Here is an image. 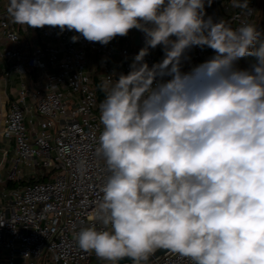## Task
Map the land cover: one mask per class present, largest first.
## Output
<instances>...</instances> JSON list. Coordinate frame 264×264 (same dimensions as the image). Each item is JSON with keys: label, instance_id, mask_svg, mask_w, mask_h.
Here are the masks:
<instances>
[{"label": "clouds", "instance_id": "obj_1", "mask_svg": "<svg viewBox=\"0 0 264 264\" xmlns=\"http://www.w3.org/2000/svg\"><path fill=\"white\" fill-rule=\"evenodd\" d=\"M205 3L213 0H9L13 23L74 31L73 43L144 34L130 72L97 84L102 228L74 238L102 261L147 264L164 249L191 264H264V44L254 48L255 23L205 19ZM230 4L251 14L249 0ZM157 46L164 58L149 67ZM193 46L215 55L182 72ZM247 56L256 63L236 69Z\"/></svg>", "mask_w": 264, "mask_h": 264}, {"label": "built area", "instance_id": "obj_2", "mask_svg": "<svg viewBox=\"0 0 264 264\" xmlns=\"http://www.w3.org/2000/svg\"><path fill=\"white\" fill-rule=\"evenodd\" d=\"M263 6L264 0H249L248 15L233 9L230 0H213L210 7L205 3V19H224L233 28L255 23L258 30ZM0 30L9 43L0 51L5 75L16 72L22 79L3 129V136L14 141V151L6 177H0V264L102 261L94 252L81 250L74 238L83 228H102L95 212L108 175L104 160L95 154L103 126L88 57L97 56L103 81L118 79L130 72L134 57L145 47L144 34L139 31L136 46L119 47L113 40L101 45L83 37L73 43L70 38L78 35L74 31L60 33L46 26L35 30L48 43H36L21 34L7 12L0 14ZM162 49L149 48L144 58L149 67L162 61ZM213 55L207 46H193L182 65L189 72L194 62L203 63ZM8 152L4 151L5 158ZM81 162L86 165L83 170ZM150 264L191 262L166 252Z\"/></svg>", "mask_w": 264, "mask_h": 264}, {"label": "crops", "instance_id": "obj_3", "mask_svg": "<svg viewBox=\"0 0 264 264\" xmlns=\"http://www.w3.org/2000/svg\"><path fill=\"white\" fill-rule=\"evenodd\" d=\"M9 5V0H0V14L7 12V7ZM264 7V6H263ZM262 7V9H263ZM261 22V21H260ZM15 24V23H14ZM15 26L20 30L21 34L29 41L42 43L44 40L38 35L35 29L28 28L26 25H18ZM114 41V40H113ZM132 41L135 45L131 44L129 47L136 46L135 41V31L132 36ZM116 42V41H115ZM119 47H123L116 42ZM9 45L7 40L3 36L0 30V51L6 46ZM128 47V46H127ZM159 57H163V49L159 52ZM123 61V58H117L116 62L120 66ZM183 62V59H182ZM181 62V71L186 73V69L183 67ZM195 65H199L202 62L197 61L194 62ZM88 70L92 72L94 75L101 76V69L98 67V58L95 54H89L88 57ZM93 75V76H94ZM21 76L14 72L11 75H5V63L4 59L0 56V177L5 178L7 172L10 168V161L13 157L14 151V141H8L3 136V129L5 127L8 111L10 108V103L17 96V91L21 86ZM4 151H9L7 157L3 156Z\"/></svg>", "mask_w": 264, "mask_h": 264}, {"label": "water", "instance_id": "obj_4", "mask_svg": "<svg viewBox=\"0 0 264 264\" xmlns=\"http://www.w3.org/2000/svg\"><path fill=\"white\" fill-rule=\"evenodd\" d=\"M134 31H135L136 44H139L140 43L139 30L134 29ZM93 79H94V83H95V86H96V89H97L98 101L101 102L105 98V93H103L100 89L97 88V84H99L103 80L98 75H94ZM166 252H167V250L158 249L152 256H150L147 264H150L153 261H155L156 259L160 258ZM108 264H110V263H108ZM118 264H132V260L130 258L125 257L122 260L118 261Z\"/></svg>", "mask_w": 264, "mask_h": 264}, {"label": "trees", "instance_id": "obj_5", "mask_svg": "<svg viewBox=\"0 0 264 264\" xmlns=\"http://www.w3.org/2000/svg\"><path fill=\"white\" fill-rule=\"evenodd\" d=\"M262 26L259 28L257 31L260 33L258 40L256 44L254 45V48L257 49L259 45L264 43V16L260 19ZM254 63H256V60H253V56H247L244 58L239 59L236 61L234 67H239V66H252ZM22 183V182H21ZM9 186H17V183L9 182Z\"/></svg>", "mask_w": 264, "mask_h": 264}, {"label": "rangeland", "instance_id": "obj_6", "mask_svg": "<svg viewBox=\"0 0 264 264\" xmlns=\"http://www.w3.org/2000/svg\"><path fill=\"white\" fill-rule=\"evenodd\" d=\"M264 16V7L260 13V19ZM134 34V29H132L127 36L124 37H116L115 39H113L114 41L118 42L119 45L121 46H131V44L135 45L134 42L132 41V36ZM44 42L48 43L47 40H45ZM264 44V43H263ZM260 47V45L258 46V48ZM257 48V49H258ZM253 60H256V57L253 56ZM95 74V73H94ZM93 74V75H94ZM91 264H107L106 262H102V261H98L97 259H93Z\"/></svg>", "mask_w": 264, "mask_h": 264}]
</instances>
